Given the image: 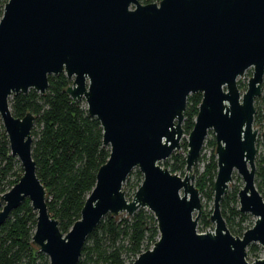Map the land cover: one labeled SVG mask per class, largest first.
Instances as JSON below:
<instances>
[{"label":"water","instance_id":"1","mask_svg":"<svg viewBox=\"0 0 264 264\" xmlns=\"http://www.w3.org/2000/svg\"><path fill=\"white\" fill-rule=\"evenodd\" d=\"M252 68L241 95L237 78ZM62 73L72 101L101 128L108 158L95 174L80 216L66 234L47 212L31 157L33 116L13 117L8 100ZM264 77V0H7L0 17V123L21 168L0 196V227L27 200L35 213L31 244L48 264H77L100 220L138 209L152 215L157 240L131 264H248L252 244L264 249V198L255 186V100ZM200 94L186 140L182 178L158 166L179 148L186 99ZM215 136L212 232L197 233L199 194L189 174L208 132ZM264 141V129L261 133ZM141 182L127 201L122 184ZM234 171L242 178L239 212L255 218L233 236L221 201ZM121 218V215L118 216ZM126 217L124 219H126ZM252 264H264V255Z\"/></svg>","mask_w":264,"mask_h":264},{"label":"trees","instance_id":"2","mask_svg":"<svg viewBox=\"0 0 264 264\" xmlns=\"http://www.w3.org/2000/svg\"><path fill=\"white\" fill-rule=\"evenodd\" d=\"M6 1L0 0V17ZM159 1L137 0L142 4ZM68 85L66 77L60 73L47 77V89L43 95L29 90L25 94L12 95L8 100L13 117L22 118L26 113L33 116L30 131L31 157L35 163L36 176L45 190L47 212L57 221L58 230L63 235L79 219L85 198L94 186L97 169L105 163L109 153L101 145L102 132L98 121L87 115L81 101H72L68 97L65 93ZM200 98V94H192L186 99L181 124L186 133L193 126ZM256 101L264 103V96ZM172 159L169 172L173 174L182 171L184 158L173 156ZM255 166V177L259 181L257 190L264 198V151ZM211 169L216 170L214 163L208 168L207 174ZM132 174L137 182L135 187L138 188L141 175L136 169ZM20 176L21 168L18 161L9 154L8 142L0 123V196ZM9 177L12 179L7 180ZM210 182L213 183V176ZM238 192L233 193L234 198ZM213 195L212 189L208 196L211 199ZM223 199L220 208L224 209L221 214L229 223L231 218L241 213L238 207L228 206L231 217L227 216V206ZM242 223L243 219L236 225L240 237L249 229L243 230ZM34 225L35 213L28 201L24 200L11 211L0 227V264H48L45 255L29 247ZM230 232L233 234V231ZM157 237L156 223L145 209L140 208L126 219L115 221L106 215L87 236L77 264H131L140 253L151 248ZM249 251L255 254L257 250L250 246Z\"/></svg>","mask_w":264,"mask_h":264},{"label":"rangeland","instance_id":"3","mask_svg":"<svg viewBox=\"0 0 264 264\" xmlns=\"http://www.w3.org/2000/svg\"><path fill=\"white\" fill-rule=\"evenodd\" d=\"M139 3V2H138ZM141 5H144L142 3H139ZM253 73V69L250 68L244 72V74L240 77L237 78V88L242 95L246 89H247V84L248 80L251 78ZM264 96V77H263V82L261 84V95L258 98H261ZM82 105L85 107V104L83 101ZM255 107V116L253 120V128L258 131V138L256 141V158H255V164L258 161V157L263 154L264 151V141L261 139V133L264 129V103L262 101H256L254 103ZM182 124V123H181ZM182 129V127H181ZM188 133L184 132L182 130V136L179 141V148L171 153L169 158H167L164 161L158 162V166L161 168L166 169L167 171H170V166L173 164V156H178L181 158H184L186 154V140H187ZM216 152H215V136L212 131L208 132L207 137L205 138L202 150H200L199 157L193 166L191 168L189 174L193 177L192 180V185L195 187V185H198L195 187L198 190L199 194V205H200V212L197 215L196 212L193 213V218H197L196 222V232L197 233H206V232H212L215 228V224L210 221V215L212 214L213 210V198H209L208 195L212 193L213 189V183L215 180V174H217V166L216 170H210L209 174H207L208 168L210 169L212 163L216 165ZM135 169H133L130 174L127 176L125 182L122 184V192L124 193V198L127 201H130L136 191L135 185L137 184L135 180L134 172ZM170 173V172H169ZM185 173V170L183 169L182 171L173 173L177 175L178 177L182 178ZM132 174V175H131ZM213 176V183L211 184L210 178ZM12 179V177L7 178V180ZM255 186L258 188L259 186V181L255 177ZM243 187V180L242 178L237 174L236 171H234L232 175V181H231V187L228 185V189L224 195L226 197L223 199L225 201V212L227 213V216L231 217L230 214H228V206L229 208H239V201H238V196L236 195L235 198L233 197L234 192H238L240 189ZM5 187L4 189H6ZM221 210L224 208H220ZM121 215V218H125L126 214L124 212H119L116 215V220L120 219L118 216ZM241 219H243V223L241 224V227L243 230L250 228L253 226L255 222V218L251 216L250 214H244L241 213L240 215L231 218L230 222L226 223L229 231L233 236L240 237V235L236 232L238 229L236 225L240 223ZM254 248H256V253L251 254L249 251V247L246 250L247 257L246 261L248 264H252L254 260L260 259L264 255V249L259 246L258 244H252Z\"/></svg>","mask_w":264,"mask_h":264}]
</instances>
